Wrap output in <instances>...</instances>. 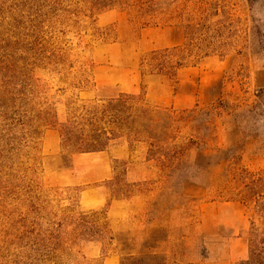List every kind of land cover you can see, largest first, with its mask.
<instances>
[{
  "label": "rangeland",
  "instance_id": "374dc122",
  "mask_svg": "<svg viewBox=\"0 0 264 264\" xmlns=\"http://www.w3.org/2000/svg\"><path fill=\"white\" fill-rule=\"evenodd\" d=\"M42 5L0 0V264L245 261L252 216L230 194L234 175L264 170V0H164L145 20L113 10L79 24L44 18ZM176 47L174 80L142 74L149 52ZM120 94L203 110L176 134L180 161L164 168L126 136L61 153L74 109ZM73 209L106 211L117 242L90 241ZM51 229L60 244L44 249Z\"/></svg>",
  "mask_w": 264,
  "mask_h": 264
},
{
  "label": "trees",
  "instance_id": "16d2710c",
  "mask_svg": "<svg viewBox=\"0 0 264 264\" xmlns=\"http://www.w3.org/2000/svg\"><path fill=\"white\" fill-rule=\"evenodd\" d=\"M163 1L38 0L43 3L41 9L44 18L48 16L51 19L57 15L56 19H67L77 24L80 17L95 22L99 16L113 10L125 12L132 19L145 20L160 11L159 6ZM183 51L184 47H176L149 52L140 61L142 74H158L174 80L182 68L175 58ZM54 57L60 59L58 55ZM74 110H78L76 114L58 126L62 154L74 156L106 152L112 142L126 136L132 143L147 142L150 156L164 168L180 161L188 149L187 143L178 142L176 134L179 130L188 123H199L204 115L203 110H197V107L182 111L152 107L140 96L127 94H120L99 104L82 105ZM234 177L237 178L238 187L230 195L243 204L252 216L246 234L248 257L238 264H264V170L258 174L242 170L241 175ZM119 183L121 181L116 175L110 185L118 187ZM70 212L73 213L74 209ZM74 214L79 222L77 228H82L80 233L88 236L90 241L106 240L108 246L117 242L110 231L106 211ZM45 232L40 241L41 247H58L60 240L55 230Z\"/></svg>",
  "mask_w": 264,
  "mask_h": 264
},
{
  "label": "crops",
  "instance_id": "0c3cea01",
  "mask_svg": "<svg viewBox=\"0 0 264 264\" xmlns=\"http://www.w3.org/2000/svg\"><path fill=\"white\" fill-rule=\"evenodd\" d=\"M80 155H82V154H80ZM102 264H118V258L115 256L106 257L102 261Z\"/></svg>",
  "mask_w": 264,
  "mask_h": 264
}]
</instances>
